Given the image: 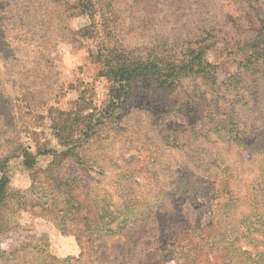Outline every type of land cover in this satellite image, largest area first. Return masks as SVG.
I'll return each instance as SVG.
<instances>
[{
  "label": "rangeland",
  "instance_id": "obj_1",
  "mask_svg": "<svg viewBox=\"0 0 264 264\" xmlns=\"http://www.w3.org/2000/svg\"><path fill=\"white\" fill-rule=\"evenodd\" d=\"M9 1L20 3L19 8L23 10L3 16L5 39L0 42L5 45L0 49L9 54L16 48L21 50V54L13 57L9 62L13 67V72L28 71L31 79L30 83H25V85H30L34 92L45 93L33 107L31 105L29 115L19 116V112L17 114L19 121L25 127V131L19 136L21 144L23 148H28V152L32 155L37 154L34 166L30 170H26L22 166L21 159L17 157L12 158L7 169H4L9 177L10 204L20 211L13 214L10 219V223H14L11 230L0 229V264H48L49 258L54 259L56 264H82L79 261L81 247L78 241L72 234H61L54 223L56 219L61 222V211L64 209L58 204L59 201L62 202V197H60L61 194L58 197L57 192L64 190L70 197H73L76 183H69L74 178L79 179L74 174L77 166L69 163L68 159L60 162L56 169L48 166L50 163L53 164L54 152H65L73 140L83 139L79 131L84 130V125L72 121L75 129L74 132L70 131L68 129L69 120L73 117L66 118V115L76 113L80 117H88L94 121L106 110H112V108L107 109L111 83L97 75L100 71L99 62L102 60L95 59V57L100 53L98 50L115 46L109 39L115 29L121 40L120 44L128 50L140 51L157 46L167 50L181 49L171 41V31L174 28L172 23L175 21V16L172 11L167 10L170 2L162 5L166 0H159V2L158 0H139L142 7L134 16L129 13V10L131 3L135 0H89L97 11L92 14V18L88 14L79 12L78 9H69L64 12L65 8L61 6L58 9L54 5H49L53 1L49 4L44 0ZM63 1L72 4L74 0ZM209 4L220 21L219 25H224L227 21L232 25H228V28L223 30L226 35L217 36L209 46H206V60L216 65V84L212 86L213 91L212 89L207 91V86L201 82V88L196 95L200 107L197 109L198 112L193 114L195 119L202 112H204V118L206 113L208 117H223L222 113H215V110H211L210 114L201 106L203 103L216 102L215 98L219 97L221 107L224 105L225 108L230 109L232 98L229 97L235 96L236 91H240L241 95H244L243 92L251 93V90H243L240 87L246 81L255 78L250 76L255 67L252 61L256 51L264 49V43L258 47H251L252 41L261 33L258 27L264 18V0H251V4L247 6H243L241 0H210ZM183 5L185 7L180 9V16L186 15L184 9L189 8L187 2ZM13 9L14 6L10 7V10ZM42 15H44L43 18ZM102 18L106 19V26H103ZM129 18H134L133 25H137L139 30L129 33L132 32L129 28ZM47 27H49L48 30H43ZM11 29L13 31H10ZM39 29L46 34L41 35L38 32ZM84 29L87 30L85 38L79 33ZM105 29L108 31L111 29L110 36H106ZM42 52L43 57L40 56ZM164 60L168 61V59ZM50 66L51 69H49ZM3 67L4 64L0 62V69L2 68L0 79L3 82L8 81L7 87L12 90H15L18 84L22 87L23 82L12 76V72L5 74ZM47 72H50L51 78L46 76ZM258 84L260 85L259 82ZM156 87L161 91H157ZM140 88L142 95L137 100L139 104L145 103L144 95L155 93L162 100L160 110L163 113L172 115L181 111L182 108L179 105L182 101L177 100L176 90H168L165 87L163 89L153 83H143ZM201 92L205 95H201ZM206 92L212 94V97L207 96ZM6 94L10 95V92L6 91ZM262 97V107H257V110L264 113V95ZM146 107L132 105L124 112L125 119L122 120L120 127L129 137L122 135L124 132L115 131V128L102 127L99 130L100 135L89 140L84 146L85 161H88L85 163V170L90 172L94 168L101 173L99 182L93 183V180H88L83 185L79 184L78 196L85 201L86 205L91 206L90 202L94 193L99 194L95 199L100 197L106 201L109 197L110 204L117 206V203L125 200L127 196L132 195L133 198L145 199L148 193L161 191L164 208L160 211L163 213L170 211L169 207L176 202L175 195L179 196L181 192H187L189 189L191 192L192 186L198 188L201 185L203 188L207 187L205 191H213L210 199L205 194L197 197V202L202 205L203 211V216L199 217V221L201 225L207 226L213 217L214 208L220 207L226 199L225 193L220 192L221 189L218 187L222 176L221 167L218 166V156L223 159V165H227L234 172L227 179V183L231 180L235 186V191H237L233 194L235 200L236 194L242 197L243 187L256 186L250 173L257 170V163L247 164L248 152L232 148L234 145L227 141L228 138L224 133L221 132L222 135L218 136V130H216L215 134L209 132L208 137L203 139L187 131L189 129L182 126L180 122H176V119L175 121L170 120L171 122H166L168 129L170 132H179L180 136L185 134L182 141H187V146H182V142L178 143L179 146H166L161 143L159 135L162 121L158 120L155 126L149 114L151 109ZM243 111L247 113L246 109ZM225 114L228 117L231 115L227 112ZM232 114L236 116V110ZM60 125L66 127V131L58 140L57 129ZM228 129L236 131V121L229 125ZM225 133H230L227 127ZM95 140L96 143H92ZM254 160L257 161L255 158ZM143 172L156 176L159 188L154 192L148 191L150 188H147L148 179ZM179 174L184 177L183 181L179 180ZM47 175L50 176L49 181L45 180ZM56 175L57 180L54 178ZM64 183L65 186H62ZM53 186L57 188V192L53 191V211L56 215L53 220H49L50 213L43 210L36 201L33 202L32 197L33 190ZM177 204L183 205V216L186 214L190 224L201 212L200 208L198 211L193 210L184 199H179ZM63 205L67 209L75 207L73 200ZM100 206H105V203H101ZM74 212L71 211L69 215ZM148 224V220L134 223L136 228L130 231L128 240L135 246L136 252L141 242V235L137 232H145ZM79 225L81 223L76 218H69L61 224L69 231H74ZM187 240L188 238H184V243ZM102 243L105 246L106 241L103 240ZM112 246L113 242L106 244L108 250ZM106 255V251L102 249L97 256L102 263H105L108 260ZM114 255L117 259L121 257V246L117 247ZM47 258L48 261H46ZM166 264H173V262L168 260Z\"/></svg>",
  "mask_w": 264,
  "mask_h": 264
},
{
  "label": "trees",
  "instance_id": "obj_2",
  "mask_svg": "<svg viewBox=\"0 0 264 264\" xmlns=\"http://www.w3.org/2000/svg\"><path fill=\"white\" fill-rule=\"evenodd\" d=\"M44 1L48 4L53 1L49 5H54L58 9L61 6L65 8L64 12L69 9H78L79 12L88 14L90 18H92L93 13L97 12L89 0H74L72 4L63 0ZM209 1L166 0L162 3L163 5L170 2L167 5V10L172 11L175 16V21L172 23L174 28L171 31V41L181 49L167 50L157 46L140 51L128 50L120 44L121 40L115 29L109 38L115 46L98 50L100 52L98 58L95 57V59L102 60V62L98 60L100 71L97 75L111 83L107 109L112 108V110H106L94 121L88 117H80L76 113L66 115V118L73 117L72 120L70 119L71 121L69 120L68 129L70 131L74 132L75 129V124L72 121L84 125V130L79 131L83 139L73 140L71 146H68L65 152H54L53 164L50 163L48 166L56 169L60 162L67 159L73 166H77L74 174L79 179L74 178L69 183H76L74 195L70 197L64 190L63 192H57L55 186L52 188L39 187L33 190L32 200L33 202L36 201L43 210L48 211L50 213L49 220H53L56 215L53 211V193L56 191L58 197L61 194L62 202H58L61 207H64L61 211V222L56 219L54 223L61 234H72L78 241L81 247V259L79 258V261L82 264H166L168 260H171L173 264H264V113L257 110V107H262V96L264 95V49H258L252 61L255 67L250 76L255 78L249 81V77L248 81L240 87L243 90H251V93L243 92L244 95H241L239 94L240 91H236L235 96L229 97L232 98L233 105L230 106V109L225 108L224 105L221 107L219 104L221 98L219 97L215 98L216 102L208 101L207 104L203 103L201 105L210 114L211 110H215V113H222L223 117H208L206 113L204 118V112H202L197 119L193 118V114L198 112L197 109L200 107L196 95L201 88V82L207 86V91L211 89L213 91L214 87L212 88V86L216 84V65L206 60V46H209L210 42L214 41L217 36L226 35L223 30L227 29L228 25H232L228 21L224 25H219L220 21L217 19V15L214 14L213 9L210 8ZM184 2H187L189 8L184 9L186 15L180 16V9L185 7ZM241 2L243 6L251 4V0H241ZM18 4L20 3L0 0V41L5 39L3 36L5 34L3 31V16L22 12L23 8H19ZM12 6H14V9L10 10ZM130 7L129 13L134 16L141 10L142 5H140L139 0H135ZM43 16L41 17L43 18ZM133 20L134 18H129V28L132 30L129 33H133V30H139L137 25H133ZM261 22L262 24L258 27L261 33L252 41L251 47H258L264 43V18ZM102 24L103 26L107 25L105 18H102ZM27 27L29 28V25ZM14 28L16 29V26ZM48 28L43 30H48ZM105 30L107 31L106 36H110L111 29L109 31L108 29ZM10 31H13V29ZM67 31L69 32V30ZM38 32L41 35L46 34L40 29ZM79 33L83 38L87 36L86 29L79 31ZM4 45L0 42V47ZM0 50V62L4 64L3 71L5 74H11L12 72V76L23 82L21 83L22 87L17 83L18 87L12 90L7 87L8 81L3 82L0 79V229L9 231L14 227V223H10V219L20 209L16 210L15 206L10 204L9 177L4 169H7L12 158L17 157L21 159L22 166L26 170H30L34 166L37 154L32 155L28 152V148H23L19 136L25 131V127L19 121L17 114L19 112V116L29 115L31 108L37 101L41 100V96L45 92H34L30 85H25V83H30L31 79L28 71L24 73L20 71L13 72V67L9 62L13 57L19 56L21 50L16 48L10 54L7 51ZM43 54L42 52L40 56L43 57ZM164 59H168V61ZM46 62H48V59H46ZM49 69H51V66ZM46 76L51 78L50 72H47ZM236 79H238V76H236ZM143 83H153L163 89L165 87L168 90H176L177 100L182 101L179 105L182 112L177 111L172 115L163 113L160 110L162 100L155 93L144 95L145 103L139 104L137 100L142 95L140 85ZM6 87L7 90H5ZM156 90L161 91L158 87H156ZM6 91H9L10 95L6 94ZM17 93L19 94L13 97ZM201 95H205V93L201 92ZM206 95L212 97L209 92H206ZM206 100H208L207 97ZM132 105L147 106L146 108L151 109L149 114H151L155 126L158 120L162 121L159 135L161 143L166 146H179L178 143L181 142L182 146H187V141H182L185 134L180 136L179 132H170L168 129L166 122H171L170 120L175 121L176 119V122H180L182 126L189 129L187 131L203 139L208 137L207 133L209 132L215 134V131L218 130V136L224 133L228 138L227 141L234 145L232 148H237L241 152H248L249 160L247 164L257 163V170L250 173L256 186L246 185L243 187L242 197L236 194L235 200L233 198V194L237 192L235 186L231 180L227 183V179L234 172L227 165L224 166L223 159L218 156V166L221 167L222 171L218 187L221 189L220 192L225 193L226 199L220 207L214 208L213 217L207 226L201 225L199 221V217L203 216V211L202 205L197 202V197L205 194L210 199L213 191H205L207 187L203 188L201 185L198 188L192 186L191 192H189V189L187 192H181L179 196L175 195L176 202L169 207L170 211L162 213L160 211L164 208L162 193L161 191L154 192L159 188L155 179L156 176L146 172L143 173L148 179L147 188L150 187L148 191L151 190L154 193H148L145 199L125 195L127 198L119 201L118 205L115 206L110 204L109 197L106 201L100 197L95 199L99 194L94 193L90 202L91 206L86 205L85 201L78 196L79 184L83 185L88 180H93V183L99 182L101 173L94 168L90 172L85 170V163L88 161H85L84 146L87 145L89 140L91 141L100 135L99 130L102 127L109 126L115 128V131L123 133L124 129L120 125L122 120L125 119L124 112ZM218 108L220 109L218 110ZM243 109H246L247 113H244ZM234 110H236V116L232 114ZM225 112L229 115L231 113V115L228 117ZM87 116L91 117L92 115ZM235 121L236 131L228 129V126ZM118 126L119 129H117ZM223 126H226L227 131L230 133H225L226 127ZM65 131L66 127L60 125L57 129L58 140ZM122 135L128 134L124 132ZM92 143L95 144L96 140ZM47 176L45 180L49 181L50 176ZM178 176L180 177L179 180H184L183 176L180 174ZM54 178L57 180V175ZM62 186H65V183ZM66 187H68V183H66ZM179 199L186 200L188 206L193 210L198 211L200 208L201 212L198 214L197 221L195 220L190 224L186 214L183 216V205L177 204ZM70 200L74 201L75 207L67 209L63 203L67 202L69 204ZM234 201L236 203L233 204ZM101 203H105V206H100ZM71 211L75 212L69 215ZM69 218H76L81 223L74 231H69L61 226L63 221ZM144 220H148L149 224L145 232H137L141 235V242L136 252L135 246L128 240V236L130 231L136 228L134 223ZM127 232L128 234H126ZM184 238H188L185 243ZM103 240L106 241L107 245L109 242H113L112 248L108 250L106 244L104 246L102 243ZM120 246L122 247V255L117 259L114 252ZM102 249L106 251V257L108 258L105 263H102L97 256ZM89 253H91V256H89ZM46 261H48V258ZM48 264H56V261L49 258Z\"/></svg>",
  "mask_w": 264,
  "mask_h": 264
}]
</instances>
